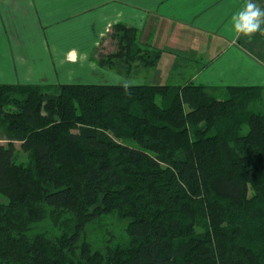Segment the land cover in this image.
Masks as SVG:
<instances>
[{"label": "trees", "instance_id": "trees-1", "mask_svg": "<svg viewBox=\"0 0 264 264\" xmlns=\"http://www.w3.org/2000/svg\"><path fill=\"white\" fill-rule=\"evenodd\" d=\"M125 85L0 84V264H264V87ZM110 213L133 243L93 253Z\"/></svg>", "mask_w": 264, "mask_h": 264}, {"label": "crops", "instance_id": "crops-1", "mask_svg": "<svg viewBox=\"0 0 264 264\" xmlns=\"http://www.w3.org/2000/svg\"><path fill=\"white\" fill-rule=\"evenodd\" d=\"M256 2L264 7V0ZM244 4L245 0H0V84H123L122 75L111 69L138 62L113 54L118 51L113 29L125 25L138 31L133 53L161 52V61L166 58L175 65L167 71L169 76L176 69L186 72L192 64L196 73L188 77L198 85L262 87L264 36L257 34L249 41L231 28V16ZM94 77L107 81L91 80Z\"/></svg>", "mask_w": 264, "mask_h": 264}, {"label": "rangeland", "instance_id": "rangeland-1", "mask_svg": "<svg viewBox=\"0 0 264 264\" xmlns=\"http://www.w3.org/2000/svg\"><path fill=\"white\" fill-rule=\"evenodd\" d=\"M152 52V51H150ZM149 52V53H150ZM162 58V57H161ZM166 58H163L161 62H158L157 68H149L143 65V62L138 61L135 63L137 66H126L125 65H118L114 66V68L111 69V72H116L120 73L122 75L123 84H128V82L131 80L130 85H137V84H144L143 80L145 81L146 84L151 85V81L149 79V76L151 75V72H153L151 78L153 81V84L157 85H169V86H176V85H186L188 83H198L190 79L188 77L189 75L196 73L193 69V65H189V70L184 73L180 72L179 69H176L175 71L171 72V76H169V68L173 67L170 66L173 64L169 61V63L166 61ZM180 64L179 62H177ZM125 64V63H124ZM185 64V63H184ZM197 67V66H196ZM168 71V72H167ZM112 77V75H110ZM179 76L185 77L183 79H177ZM188 77V78H187ZM115 78V77H114ZM112 78L111 80H113ZM134 79H137L135 82ZM91 80L99 81V82H104L107 81L105 80L104 77H94ZM85 82V80H83ZM197 81V80H196ZM90 83V81H87ZM172 84V85H170ZM14 85V84H11ZM24 85V84H20ZM197 86H205L207 88L213 89L216 88L218 89L217 96L219 98L223 97L226 93L225 88L226 87H219V86H206L203 84H196ZM39 86H42L44 88V91L48 94H54L59 92V84L56 85H48V84H41ZM228 87V86H227ZM260 87V86H259ZM264 87V86H262ZM260 87V88H262ZM2 144H5V142H1ZM19 146V145H17ZM133 146H136V143H133ZM16 163L18 165L22 166H27L31 163L32 158L29 153H25L22 151V149L19 147L18 151L16 153ZM128 221L125 219L120 218L118 215L115 213H110L109 215H105L97 221H94L92 223H89L85 227V232L82 237L83 243H87L89 247L91 248V251L93 253H98V252H105L108 248H112L115 250L116 248H129L133 240L130 238L128 234Z\"/></svg>", "mask_w": 264, "mask_h": 264}, {"label": "clouds", "instance_id": "clouds-1", "mask_svg": "<svg viewBox=\"0 0 264 264\" xmlns=\"http://www.w3.org/2000/svg\"><path fill=\"white\" fill-rule=\"evenodd\" d=\"M231 28L237 37L251 41L257 34L264 36V7L256 0H245L243 7L231 16ZM131 82L125 85L127 88Z\"/></svg>", "mask_w": 264, "mask_h": 264}]
</instances>
